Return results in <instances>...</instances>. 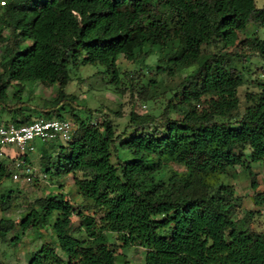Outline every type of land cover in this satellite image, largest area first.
Wrapping results in <instances>:
<instances>
[{
    "label": "trees",
    "instance_id": "obj_1",
    "mask_svg": "<svg viewBox=\"0 0 264 264\" xmlns=\"http://www.w3.org/2000/svg\"><path fill=\"white\" fill-rule=\"evenodd\" d=\"M0 2V112L15 125L65 115L74 122L69 140L34 143L33 181L55 179L57 189L28 203L19 223L2 217L0 239L18 227L22 233L49 228L53 242L32 252L28 264H129L109 247L108 234L124 249L142 248L143 264H264V229L235 221L234 188L224 182L242 167L255 191L250 164L264 161V37L247 31L250 24L264 29V6L256 0ZM118 55L140 69L153 55L157 73L181 76L158 115L130 111L121 131L106 115L100 123L80 116L76 97L65 93L70 66L83 65L102 66L117 90ZM253 62L260 79L246 80ZM126 79L131 91L139 75ZM19 82L55 87V95L29 113L19 88L7 107L8 90ZM140 84L144 100H155L156 81ZM19 159L20 169L32 164ZM172 163L184 172L169 171ZM14 164L0 159L3 214L16 198V187L4 186L19 181L12 180ZM67 177L76 206L60 182ZM252 199L264 205V192Z\"/></svg>",
    "mask_w": 264,
    "mask_h": 264
},
{
    "label": "rangeland",
    "instance_id": "obj_2",
    "mask_svg": "<svg viewBox=\"0 0 264 264\" xmlns=\"http://www.w3.org/2000/svg\"><path fill=\"white\" fill-rule=\"evenodd\" d=\"M256 6H264V0H256ZM248 34L257 33L259 37H264V29L258 28L254 25L248 26ZM155 57L151 55L146 60V67H138L137 65L126 62L121 55L116 57V65L120 72H122V84L117 90L114 89L110 83V78L105 69L100 65H83L78 68L70 66L69 77L70 82L65 88V93L72 94L76 97L78 109L76 112L82 116L87 117L95 123H100L103 115L112 120L118 131L128 122V115L130 111L139 113L140 115L152 114L158 115L166 102V98L171 94V91L180 82L181 76H163L156 72L154 64ZM258 62H253L250 68V76L245 77L246 80L259 78L257 68ZM139 75V80L135 84L133 90L129 89V82L126 75ZM156 81L155 100H144V96L139 94L140 83L145 85L150 80ZM251 85L250 83H248ZM22 89L21 92V107H24L29 113L43 108L45 103L51 100L55 95V87H45L42 85H34L31 83H13L8 90L9 99L6 101V106L10 107L12 100L10 99L15 90ZM147 90V91H146ZM145 91L151 94V91ZM245 88L240 89L239 94L242 100V95ZM154 96V95H153ZM91 111V115L87 112ZM65 119L72 121L69 115H65ZM10 121V114L7 112H0V125ZM40 141H36L38 144ZM9 158L0 157L7 164L10 165V159L16 155L14 149H8ZM31 161L30 169L37 173L38 171V155L36 152L27 157ZM114 162V159H113ZM251 170L255 173L257 188L254 191L251 188V179L244 168H236L230 175H228L224 182L234 188V204L236 206L235 221L237 223L245 222L247 225L254 227L257 230L264 229V205H256L253 202V195L255 193L264 192V161L250 164ZM184 167L178 164H170L169 171L184 172ZM63 185V191L68 193L69 199H75L74 206L78 203V196L75 194L76 189L73 185L71 177L63 178L60 181ZM13 185L16 187L15 196L13 200V208L7 213L3 214L0 211V219L2 217L9 218L16 223L20 222L21 215L24 213L26 206L33 199L43 196L46 193L57 189V181H32L26 183L22 178L17 182L10 180L4 182V186ZM73 201V200H72ZM74 223L77 221L74 218ZM11 237H17L16 242H11ZM108 245L114 250L116 255L125 254V258L129 264H143L144 251L139 247L122 248L121 242L117 239L115 234H108ZM44 242L52 243L53 237L49 228L40 231L29 230L25 233L16 228L11 234H8L5 239H0V264H28L30 254L39 249Z\"/></svg>",
    "mask_w": 264,
    "mask_h": 264
},
{
    "label": "built area",
    "instance_id": "obj_3",
    "mask_svg": "<svg viewBox=\"0 0 264 264\" xmlns=\"http://www.w3.org/2000/svg\"><path fill=\"white\" fill-rule=\"evenodd\" d=\"M0 4L4 3L0 2ZM73 131V123L66 119H37L25 125L8 123L0 126V157L9 158L8 149H14L16 152L13 157L15 171L12 173V180L22 178L26 183L34 180L35 172L29 167L20 169L21 165H24V159H19V157H28L34 153L36 141H67L71 138Z\"/></svg>",
    "mask_w": 264,
    "mask_h": 264
}]
</instances>
